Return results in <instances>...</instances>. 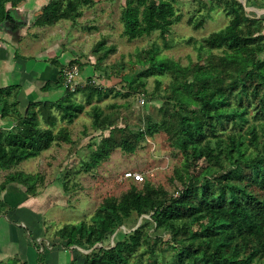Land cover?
Returning <instances> with one entry per match:
<instances>
[{
  "label": "rangeland",
  "instance_id": "374dc122",
  "mask_svg": "<svg viewBox=\"0 0 264 264\" xmlns=\"http://www.w3.org/2000/svg\"><path fill=\"white\" fill-rule=\"evenodd\" d=\"M238 1L243 6L242 16L258 21L248 23L242 19L245 35L238 41H232L231 46L209 47L203 38L223 28L231 19L225 1L177 0L175 6L181 17L170 26L164 37L154 30L150 34L127 39L121 34L120 12L124 0H61L63 11L70 15L51 24H42H58L52 33L49 30L38 33L51 44V48L64 52L62 69L77 65L73 79L77 91L73 98L83 103V110L69 128L73 144L68 147L60 141L55 148L57 163H44L46 152L41 154L40 186L49 192L51 199L46 214V218L51 220L49 230L55 231L63 224L89 221L104 198L118 197L131 185L138 189H142L144 184L162 187L167 195L177 196L184 184L194 179V175L200 174V180L215 175L214 170L211 174L215 166L211 165L207 172L206 167L210 164L206 159H195L189 149L178 146V113L183 112L182 108L191 109L198 105L192 96L201 82L199 70L213 67L218 70L217 75L210 77L213 85L218 86L226 85L246 69L245 64L233 63L227 56L233 45L253 42L252 38L257 36L263 49L255 54V58H264V0ZM41 9L34 12L35 18ZM74 12L79 13L75 15ZM12 16V22L3 26L8 32H15V19L25 15L12 11ZM31 39L36 44L42 43L41 39ZM98 42L103 43L97 46ZM111 46L114 49L109 51ZM150 56H154L155 66L163 65V70L147 71L152 65ZM63 86H66L64 79ZM92 90H100V95H94L87 102L85 94ZM94 108L106 116L102 134L110 135L115 145L95 167L85 172L83 164L89 160L87 143L98 141L101 136L91 122ZM246 116L247 122L235 129L236 132L245 133L247 128L254 126L259 140L263 141L264 115L255 114L249 107ZM230 131L229 126L218 129L223 137ZM124 140L132 146L129 151L118 144ZM127 170L140 171L144 179L139 182L123 179L122 174ZM224 222L216 210L203 209L177 220L170 229H157L150 213H133L94 246H70L74 252L72 260L81 264L84 255L93 248L112 246L141 227L143 242L130 257V262L170 264L175 261V254L181 247L190 241L206 238L203 235L205 226L221 223V229H225ZM54 231L49 234L53 245L56 243L52 239Z\"/></svg>",
  "mask_w": 264,
  "mask_h": 264
},
{
  "label": "trees",
  "instance_id": "16d2710c",
  "mask_svg": "<svg viewBox=\"0 0 264 264\" xmlns=\"http://www.w3.org/2000/svg\"><path fill=\"white\" fill-rule=\"evenodd\" d=\"M20 1L0 0V23L7 25L8 21L12 22L11 8L7 9L6 5L14 7ZM210 1L212 3L215 0ZM222 1L227 3L226 9L231 13V19L223 28L203 38L204 44L209 47L230 45L232 41H238L244 36L242 19L248 23L258 21L242 16L243 6L238 0H217L216 3ZM176 2L177 0H124L120 12L123 24L121 34L127 39H134L158 30L159 35L164 37L170 26L181 17L176 10ZM63 10L61 0H49L34 19V24H51L70 15ZM258 39L256 36L252 38L253 42H236V46L233 45V50L227 56L233 63L245 64L246 69L235 75L226 85L214 86L210 81V77L219 72L214 67L199 70L201 82L192 96L198 105L191 109L182 108L183 112L178 113V146L184 150L189 149L195 159H206L210 164V167H206L207 172L211 170V165L215 166L211 170V174L213 170L216 171L215 175L203 180H200V174L194 175V179L184 184L177 196L167 195L162 187L144 184L142 189H138L131 185L118 197L104 198L89 221L63 224L56 228L54 232L64 246L92 247L133 213H150L157 229H170L177 220L208 209L216 210L224 218L225 229H221V223L205 226L203 235L206 238L197 242L190 241L181 247L175 254V261L170 264H264V140H259L254 126L247 128L245 133L235 130L247 122L246 113L249 107L253 108L255 114L264 115V58H255V54L263 49V44ZM102 43L98 42L97 46ZM113 49L114 46H111L109 51ZM149 59L152 60V65L148 72L156 68L163 70V65H154V56ZM61 86L62 68L57 79L53 83L45 82L42 89ZM15 89L17 85L0 88V115L15 110L18 116L15 129H0V167H10L35 155L53 141L72 143L66 126L53 130L56 123L54 116H59L60 121L71 123L83 110V103L73 98L77 88L70 90L65 86L64 94L57 100L30 102L21 114L11 108L17 101H8ZM94 95H100V90L86 93L87 102ZM39 116L49 126H42ZM105 117L100 110L93 109L91 122L101 136L98 141L87 143L89 160L83 164L85 172L95 167L115 145L110 135L102 134ZM227 126L231 131L223 137L218 129ZM262 135L264 136V131ZM118 144L125 151L132 148L126 140ZM16 176H21V173L9 174L6 179L11 180ZM32 177V174L24 175L25 181ZM32 187L34 185H29V188ZM142 238V228L137 227L112 246L93 248L84 255L81 264H138L131 263L130 257L143 242ZM77 261L70 260L68 264H79ZM34 264L48 263L39 254Z\"/></svg>",
  "mask_w": 264,
  "mask_h": 264
},
{
  "label": "crops",
  "instance_id": "0c3cea01",
  "mask_svg": "<svg viewBox=\"0 0 264 264\" xmlns=\"http://www.w3.org/2000/svg\"><path fill=\"white\" fill-rule=\"evenodd\" d=\"M48 1L21 0L14 7L7 4L6 8H11V14L12 11L23 12L25 16L15 19L17 23L15 32L4 30V25L0 24V88L17 85V89L12 91L8 101L16 100L17 104L11 108H15L21 114L30 102L55 101L64 94V86L42 89L45 82L53 83L57 79L65 60L64 52L58 50L59 48H51V44L38 33L42 30L45 32L49 30L48 32L52 33L51 31L55 30L58 24L51 26L33 23L34 12ZM31 38L41 39L42 43L36 44ZM54 117L56 121L53 126L54 131L59 126H66L70 132L71 123L60 121L59 116ZM17 120L15 110L0 115V129H15ZM39 120L42 126H49L44 123L42 116H39ZM61 142L70 146V142ZM57 147L58 142L53 141L35 155L24 158L10 167H0V264L21 262L34 264L39 254H42L48 264H68L74 258V252L70 249L72 245L64 246L58 235L52 236L56 242L54 245L50 242L49 234L54 230H49L51 220L46 218V214L51 199L48 197L49 192L40 186L41 154L46 152L44 163L54 161L56 164L57 159L54 154ZM15 172H20L21 176L11 180L6 179L9 174ZM25 174H32L33 177L25 181ZM29 185L34 187L29 188ZM40 241L42 245L48 242L51 246L40 251Z\"/></svg>",
  "mask_w": 264,
  "mask_h": 264
},
{
  "label": "built area",
  "instance_id": "2783aa9c",
  "mask_svg": "<svg viewBox=\"0 0 264 264\" xmlns=\"http://www.w3.org/2000/svg\"><path fill=\"white\" fill-rule=\"evenodd\" d=\"M78 67L76 64L71 65L70 67L63 68L62 73H63V79L65 81V85L70 88V90L75 89V83L73 81L75 72L77 71ZM123 179H131L134 182H139L142 181L143 174L140 171H133V170H127L124 171L122 174ZM1 217V214H0ZM42 242H39V250H44L45 248H49L51 245L46 242L45 244H41Z\"/></svg>",
  "mask_w": 264,
  "mask_h": 264
},
{
  "label": "flooded vegetation",
  "instance_id": "af4514ba",
  "mask_svg": "<svg viewBox=\"0 0 264 264\" xmlns=\"http://www.w3.org/2000/svg\"><path fill=\"white\" fill-rule=\"evenodd\" d=\"M8 23H11V21H8Z\"/></svg>",
  "mask_w": 264,
  "mask_h": 264
},
{
  "label": "water",
  "instance_id": "95a60500",
  "mask_svg": "<svg viewBox=\"0 0 264 264\" xmlns=\"http://www.w3.org/2000/svg\"><path fill=\"white\" fill-rule=\"evenodd\" d=\"M1 24V23H0Z\"/></svg>",
  "mask_w": 264,
  "mask_h": 264
}]
</instances>
